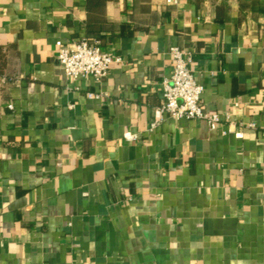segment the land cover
Instances as JSON below:
<instances>
[{
    "label": "crops",
    "instance_id": "crops-1",
    "mask_svg": "<svg viewBox=\"0 0 264 264\" xmlns=\"http://www.w3.org/2000/svg\"><path fill=\"white\" fill-rule=\"evenodd\" d=\"M81 39L99 82L56 63ZM173 47L215 130H149ZM0 75V264H264V0H0Z\"/></svg>",
    "mask_w": 264,
    "mask_h": 264
},
{
    "label": "built area",
    "instance_id": "built-area-1",
    "mask_svg": "<svg viewBox=\"0 0 264 264\" xmlns=\"http://www.w3.org/2000/svg\"><path fill=\"white\" fill-rule=\"evenodd\" d=\"M171 2V0H167ZM172 58V72L162 81V98L160 106L154 109L153 120L149 130H153L163 119L203 120L210 130H215L222 122L218 113L206 112L201 101L203 87L197 83L191 70V53L177 47L169 51ZM110 54L104 52L99 42H88L84 39L74 41L68 45H60L56 54V63L63 69L68 80L90 77L99 82L107 76L112 64L118 62ZM9 83L6 77L0 75V86ZM101 95L87 93L90 99L100 98ZM12 109L11 105L7 106ZM228 120L229 116L226 115ZM233 132L238 139L243 137L242 124ZM254 128V124L247 125ZM126 141H133L136 135L129 132L123 135Z\"/></svg>",
    "mask_w": 264,
    "mask_h": 264
},
{
    "label": "trees",
    "instance_id": "trees-1",
    "mask_svg": "<svg viewBox=\"0 0 264 264\" xmlns=\"http://www.w3.org/2000/svg\"><path fill=\"white\" fill-rule=\"evenodd\" d=\"M84 40H86V41H88V42H91V41H90L91 39H84Z\"/></svg>",
    "mask_w": 264,
    "mask_h": 264
}]
</instances>
